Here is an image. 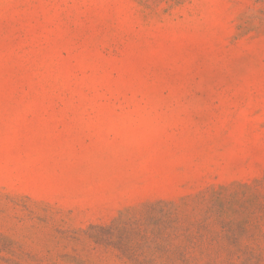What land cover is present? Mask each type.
Instances as JSON below:
<instances>
[{
  "label": "rangeland",
  "instance_id": "rangeland-1",
  "mask_svg": "<svg viewBox=\"0 0 264 264\" xmlns=\"http://www.w3.org/2000/svg\"><path fill=\"white\" fill-rule=\"evenodd\" d=\"M0 264H264V0H0Z\"/></svg>",
  "mask_w": 264,
  "mask_h": 264
}]
</instances>
